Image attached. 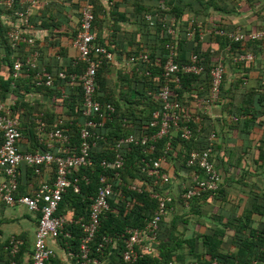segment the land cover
I'll return each mask as SVG.
<instances>
[{
    "label": "trees",
    "instance_id": "obj_1",
    "mask_svg": "<svg viewBox=\"0 0 264 264\" xmlns=\"http://www.w3.org/2000/svg\"><path fill=\"white\" fill-rule=\"evenodd\" d=\"M15 4L10 9L0 8V55L4 58L0 61V101H11L14 103L12 106L13 115L22 120L27 117L32 125L31 128L35 131V126L32 123L36 115H41L44 124L48 131L59 130L71 136V145L78 147L80 139V128L85 122L83 117V89L78 79L71 80V74L80 75L85 70V64L78 62L75 64L77 55L65 65L60 64V55L54 59L48 60L44 57V52L40 51L35 41L34 50L39 52L38 66L36 69H25L21 76L18 78L13 77V61L20 57L25 60L33 50L32 47L19 42L13 47L11 40L8 38V32L17 27L18 19L14 16L15 10L20 8L19 1L15 0ZM264 1V0H263ZM262 0H132L131 4L134 8L131 14L135 17V23L138 25V35L141 37L137 42L138 49L136 52L130 53L125 51L126 64L129 63V58L132 55L145 53L148 55V60L132 64V68L117 81L121 82L122 90L118 93L109 84V76L113 71V66L119 62L117 50H112L113 47H119L120 44L112 43L107 44L104 41L102 34L96 33V28L102 30L105 16L104 8L96 4V0L91 1L92 10L94 13V21L92 23L93 33L96 37V42L99 45L105 46L114 54V60L110 62H103L97 65L96 72V93L95 98L100 102L112 103L116 108V113L112 121L107 122L101 130L102 139L97 141L96 146L91 150L92 166L88 168L80 167L73 172V177L86 176L88 182H80V192L75 193L72 188H69L64 194L63 199L59 203L56 214L79 221L80 219L88 220L90 213V206L92 199L96 196L97 189L100 183V177L103 174L110 173L105 171L101 166L103 159H112L113 154L111 148L114 142L118 139L125 138L131 134L141 136L145 134L152 135L158 131V127H151L153 120V113L160 108V103L157 99V94L162 84V71L163 66L168 56L167 44H172L175 47V53L178 62H188L189 57L193 54H202L205 57L207 64L206 72L198 75H183L180 81V88L176 90L178 94L177 100L182 105V110L194 114H199L202 123H192L190 126L193 129L192 135L189 139H184L181 136L180 130L174 131L170 136L163 137L155 143V150L152 154H147V151L142 146L130 145L129 150L124 148V155L126 162L124 169L121 170V179L123 184L115 185L116 195L109 201V209L101 216L100 227L95 234L94 240L90 244V257L99 258L101 264H211L212 261L217 260V264H264V227L258 230L253 227L254 221L251 219L252 215L258 214L264 217V198H254L250 209L245 208L243 216L231 219L227 223L221 224L220 227L212 228L208 233H197L194 237L188 239L184 237L185 229L178 232V222L180 217L174 214L173 218L166 222V219L161 221L160 231L157 237V243H153L150 251H142L136 248L138 252V259L135 262L123 261V252L125 251L124 239L126 238V230L129 228H143L153 215L157 200L150 196L148 191L142 193L128 189L129 185H137L139 187L148 189L159 190L157 186H153L150 179L144 178L141 173V160L152 159L157 160L164 156L166 159L162 163V167L166 164H173L177 169L175 176H179L181 171L186 165V158L193 150H201L207 145V138L209 133V126L203 125L205 116L201 109V100L208 97L211 88V79L208 74L211 64L216 63V54L210 48L203 51L201 48L206 43L217 42L221 47L229 45L233 53H252L255 57L251 62H242L240 64L244 69L252 68L264 63V54L262 47L264 39H255L254 41H240L234 42L228 36H220L213 33L214 30L221 29L225 32H236L235 25H220L213 27L209 24L215 14H241L250 12L248 18L250 25L241 26L240 32L254 33L264 31V4ZM82 0H78L76 5L80 9L81 14ZM112 2V0H111ZM128 2V0H127ZM130 3V2H129ZM113 4L115 2L113 1ZM261 5V6H260ZM119 7L120 3H116ZM246 6L247 9H242ZM157 13L170 19L175 17L176 27L179 33L174 37L167 33V22H158V18L154 19L153 24L146 20L147 15L155 16ZM105 15L104 18L101 15ZM31 17V22L33 20ZM52 16V15H51ZM215 17V16H214ZM54 17H50L51 26L57 29V22H54ZM125 19H122L123 21ZM49 22V25H50ZM118 19H113V27L117 24ZM207 25V26H206ZM211 25V26H210ZM80 28V19L78 28L72 34L71 38L74 41L78 35ZM189 28L195 29V34L192 37H187V30ZM209 37L200 39V33L204 34L210 30ZM30 32V31H29ZM32 36V35H31ZM33 37V36H32ZM34 38V37H33ZM35 39V38H34ZM213 41V42H212ZM115 49V48H113ZM130 64V63H129ZM52 66H58L56 72L53 71ZM52 67V68H51ZM41 68H45L46 74H56L58 71H63L67 74L65 80H54V84L50 87L45 84H38L34 80L35 74ZM247 75H243L238 81L230 87L234 88L238 84H244ZM226 71L224 73L223 83L221 85V99L229 96L226 91ZM124 86L127 90H124ZM233 86V87H232ZM35 90L40 95L48 97L49 102L43 103L39 101H31L29 96ZM63 92V97L61 92ZM257 91V89L255 90ZM254 89L246 95L243 107L235 114L236 121H233L234 128H240L245 133H250L251 129L255 128L257 123L264 127V92L256 93ZM133 93L135 96H133ZM260 93V94H259ZM221 101V100H220ZM228 104H226L227 106ZM225 106V107H226ZM236 109V108H235ZM201 126V127H200ZM259 126V125H258ZM22 133V127H20ZM36 132V131H35ZM247 139V138H246ZM264 139V138H263ZM264 140L260 141V146L257 148L260 153V159H264V149L262 144ZM38 141H36L37 143ZM170 143V148L167 150L166 146ZM39 144V142H38ZM40 146V145H39ZM251 145H249L250 147ZM261 147V148H260ZM219 148V147H218ZM41 150H47L46 146L41 145ZM56 149V148H55ZM217 149V144L214 152ZM54 150V149H53ZM241 162L238 161V164ZM20 166L19 171V188L17 196L30 194L31 191H25L22 186V173L29 180L34 176L33 169L23 164ZM217 168V165H216ZM50 170L55 177L54 166L44 168ZM164 170V169H163ZM218 170V168H217ZM219 171V170H218ZM221 174V173H220ZM4 175V174H3ZM173 176V178L175 177ZM231 178H224L223 184L225 187H232L233 183ZM54 180V178H53ZM148 182L145 184L144 182ZM51 183V182H50ZM221 185V186H222ZM36 186V183H35ZM223 190L220 189L215 193H205L200 198H195L191 201L189 209L183 203L181 194L174 197L172 194L173 202L169 206L180 205L185 211H190L203 216L202 209L197 204L200 201L222 200ZM224 201V199H223ZM1 202V201H0ZM3 203V202H2ZM248 204V203H247ZM15 206V205H14ZM173 213V211H172ZM40 214V213H39ZM41 216V215H40ZM39 216V218H40ZM186 221V220H185ZM184 221V222H185ZM3 221H0V226ZM226 224V225H225ZM241 225V232L235 231L230 234L229 231L233 230L231 227ZM248 229L249 233L243 232ZM1 232V230H0ZM65 232H69V236H60L58 243L62 249L67 253L72 252L76 255L79 254L80 243L83 237V231L78 223H72L66 227ZM13 237V236H12ZM23 241L15 260L18 264L23 262V257L26 253L32 255L30 246L22 236H15ZM103 237H111L113 241L103 246V255L98 251L100 244H104ZM11 238V237H10ZM235 241L238 245V252L234 253L226 249L227 244ZM10 240V239H9ZM9 240L0 244V264H8L11 260L9 252L5 250ZM148 245L152 243L147 241ZM199 243H201L199 245ZM186 245L188 251H183ZM225 247L224 249H221ZM101 250V251H102ZM30 255V256H31ZM73 260L77 263L78 258L74 257ZM31 263V260H30ZM47 264H61L58 257L51 258Z\"/></svg>",
    "mask_w": 264,
    "mask_h": 264
},
{
    "label": "built area",
    "instance_id": "obj_2",
    "mask_svg": "<svg viewBox=\"0 0 264 264\" xmlns=\"http://www.w3.org/2000/svg\"><path fill=\"white\" fill-rule=\"evenodd\" d=\"M82 9L80 14V28L78 35L74 41V46L78 50L75 64L82 62L85 64V70L80 74H71V80L78 79L83 89V117L86 119L79 132V145L73 147L71 145V136L59 130L48 131L43 122L41 115H36L32 123L41 145L46 146L47 150H37L35 152H22L19 149L18 142L22 138L19 128L20 121L18 117L13 115L11 101H0V171L4 174V180L0 183V201L5 205L14 206L21 205L30 213H40L37 229L34 236L33 250L30 264H47L51 258L55 257L54 249L48 244V239H58L60 236H69V232H65L66 227L73 222L80 224L83 237L80 243L79 254L72 252L67 253L69 259L78 258L76 264H101L99 258L90 257V244L94 240L95 234L100 227L101 216L109 209V201L116 195L115 185L117 182L123 184L121 179V170L124 169L126 157L124 148L129 150L130 145L142 146L146 149L147 154H152L155 150V143L163 137L170 136L174 131L180 130L181 137L189 139L192 135L191 124L202 123L198 114L183 111L182 105L177 100L178 94L176 90L180 88V81L183 75H198L207 70V62L202 54H193L189 57L188 62H178L175 53V47L167 44L169 51L162 71V84L157 94L160 108L156 110L152 117L151 127H158V131L152 135L145 134L135 136L131 134L125 138L118 139L111 148L112 159H103L101 166L110 175L103 174L100 177L99 187L96 196L92 199L88 220L80 219L75 221L66 219L61 215H57L56 211L59 203L63 199L64 194L69 188L75 193L80 192V182H88L86 176L73 177L74 170L83 167H91L92 158L91 150L96 146L97 141L102 139L101 130L104 125L113 120L116 108L112 103L100 102L96 100L95 93L97 65L103 62L114 60V54L105 46L96 42L93 33L92 23L94 21V13L91 6L92 0H82ZM15 0H0L1 9H10L14 6ZM20 8L15 10L14 16L18 19V25L8 32V38L11 40L13 47L19 42H24L33 48L28 57L23 60L17 57L13 61V77L21 76L25 69H36L38 66L39 52L34 50L35 39L28 33L32 29L31 17L35 10L41 7L40 0H20ZM157 13L155 16L147 15L146 19L151 23L158 18V22L164 23L169 21V25L165 27L167 33L176 36L179 33L176 27L175 17L170 19ZM155 23V22H154ZM195 29L187 30V37L194 36ZM216 35L228 36L234 42L254 41L255 39H264V31L254 33H243L240 29L236 32H225L221 29L214 30ZM200 39H204V33H200ZM228 46L227 50L230 51ZM264 54V45L262 47ZM252 53H237L235 60L237 62H251L254 59ZM4 58L0 55V61ZM148 55L140 53L132 55L129 63L134 64L140 61H147ZM224 58H220L216 63L211 64L208 74L211 79V88L208 97L201 100L202 109L215 105L221 100V85L224 79L225 63ZM67 74L58 71L56 74H46L45 68H41L36 72L34 80L38 84H45L50 87L54 84V80H65ZM201 125V124H200ZM201 127V126H200ZM1 138V136H0ZM217 133L211 132L207 138V145L201 150H193L186 158L185 167L179 171V177L183 174L190 175L188 181L181 185L182 200L187 209L195 198H200L205 193L217 192L223 179L220 172L216 168L213 158L214 148L217 144ZM170 148V143L166 146ZM58 148L59 151L54 153L53 149ZM165 157L162 156L157 160H141V173L144 178L150 179L153 186L160 188L159 190L148 189L129 185L128 189L142 193L148 191L153 199L157 200L156 209L150 220L143 228H129L126 230V238L123 240L125 251L123 252V261L135 262L138 259V250L150 251L160 231L161 221L165 220L169 212L173 211V206H169L173 201L172 193L167 188L173 184L178 176L172 175L170 169L162 167ZM25 164L33 169L36 186H33L30 194L17 196L19 188V171L20 166ZM54 166L55 177L49 183L45 180L43 169ZM164 169V170H163ZM173 176H175L173 178ZM148 184V182H144ZM180 188V190H181ZM179 190V191H180ZM104 244H100L98 251L103 255V246L111 243L113 238L103 237ZM147 241H151L148 245ZM23 241L11 237L5 250L9 252L11 260L8 264H18L15 260ZM103 249V250H102ZM102 250V251H101ZM264 250V246H263ZM173 264V263H168ZM211 264H217V260Z\"/></svg>",
    "mask_w": 264,
    "mask_h": 264
},
{
    "label": "crops",
    "instance_id": "obj_3",
    "mask_svg": "<svg viewBox=\"0 0 264 264\" xmlns=\"http://www.w3.org/2000/svg\"><path fill=\"white\" fill-rule=\"evenodd\" d=\"M41 7L34 12L33 20L31 22L32 29L28 32L35 38L37 47L40 51L44 52V57L48 60L54 59L57 55H60L61 61L59 65H65L72 61L77 55V49L74 46V38L72 40V34L77 30L80 19V9H78L76 3L78 0H40ZM113 1L115 4H113ZM132 0H96V4L104 8L106 16L102 30L96 28V33L102 34L104 41L107 44L116 43L120 44L119 47H111L112 50L117 51L119 62L113 66V71L109 76V85L114 88L118 93L122 90L121 82L117 81L118 77L123 76L128 70L132 68V64H126L125 51L130 53L136 52L138 46L136 45L141 38L138 35V25L135 23V17L133 13ZM263 1V0H262ZM120 3L117 7L116 3ZM130 2V3H129ZM264 1L262 2V5ZM261 6V5H260ZM242 9H247L243 6ZM52 15V16H51ZM152 15V14H151ZM250 12L241 14H215L212 20H209V24L213 27L223 23L224 25L233 24L237 29L241 26L250 25ZM50 17H54V22H57V29L51 26ZM118 19L117 24L113 27V19ZM122 19H125L121 21ZM147 20V19H146ZM148 21V20H147ZM50 22V25H49ZM55 22V23H56ZM149 22V21H148ZM210 25V26H211ZM207 26V25H206ZM211 29L204 34V41L209 37ZM214 33V28H213ZM215 34V33H214ZM206 38V40H205ZM213 42V41H212ZM221 47L217 42L206 43L202 46V50L206 51L207 48L216 54V61L222 57L224 58L226 71V91L234 83L238 81L243 75H247L244 84H238L236 87L231 88L228 91V97L221 99V101L215 105L208 106L206 109H202L205 120L203 125L209 126L208 135L215 131L217 133V149L214 152L213 158L217 165L222 179L231 178L233 183L232 187H225V184L221 186V193L223 194L222 200L200 201L197 204L201 207L203 216L200 217L190 211H185L179 204L174 205L173 213L169 212L166 218V222H169L174 214L180 217L178 222V232L185 229L184 237L192 238L197 233L205 234L210 229L220 227L219 220L223 223H227L228 219L238 218L243 216L246 207L250 209L251 204L254 203V198H264V159H260V153L257 148L260 146V141L264 140V127L257 123L255 128L251 129V132L245 133L240 128H234L233 121H236L235 114L239 111L240 107H243L244 99L246 95L254 89L256 93L259 91L264 92V63L260 61L259 65H256L249 69H244L240 66L242 62L235 60L237 53H233V50H227V47ZM115 48V49H113ZM190 57V56H187ZM245 63V62H244ZM248 63V62H247ZM58 66H52L53 71L59 68ZM51 67V68H52ZM232 83V84H231ZM233 87V86H232ZM124 90L127 87L124 86ZM63 92H61L63 97ZM260 94V93H259ZM29 99L31 101H39L48 103V97L40 95L35 90H32ZM226 104H228L226 106ZM226 106V107H225ZM236 108V109H235ZM199 115V114H198ZM20 127H22V138L18 142L19 149L22 152H35L40 149V142L34 129L31 128L30 121L27 117L20 119ZM259 125V126H258ZM0 140H2V133H0ZM247 138V139H246ZM36 141L38 142L36 143ZM264 143V141H263ZM40 145V146H39ZM249 145H251L249 147ZM219 147V148H218ZM261 148V147H260ZM262 150L264 144H262ZM54 153L59 151L58 148L53 150ZM241 162L238 164V161ZM23 164L21 168H23ZM166 167L170 169L171 173L175 174L177 169L173 164H166ZM173 174V175H174ZM22 173V186L25 187V191H31L35 186V175L29 180ZM44 178L47 182H52L54 174L50 170L43 171ZM190 175L183 174L178 176L167 189L171 191L174 197L177 198L179 190L184 182L188 181ZM4 180V175L0 171V183ZM224 199V201H223ZM248 203V204H247ZM39 213H30L27 209L21 205L8 206L0 202V221L3 224L0 226V244L7 242L12 236H22L26 243L30 246V251L33 250L34 236L38 225ZM251 219L254 221L253 227L260 230L264 227V217L258 214L252 215ZM186 220V221H185ZM185 221V222H184ZM226 225V224H225ZM222 227V226H221ZM230 234L242 233L241 225L231 227ZM234 232V233H233ZM243 232L249 233L248 229ZM226 246L227 250L234 253L238 252V245H235V241ZM48 244L54 249L58 260L61 264H76L74 260L69 259L66 252L62 249L58 240L53 238L48 239ZM201 243H199L200 245ZM188 247L184 245L183 251L187 252ZM225 247L221 248L224 249ZM31 254L26 253L23 257L21 264H30Z\"/></svg>",
    "mask_w": 264,
    "mask_h": 264
},
{
    "label": "rangeland",
    "instance_id": "obj_4",
    "mask_svg": "<svg viewBox=\"0 0 264 264\" xmlns=\"http://www.w3.org/2000/svg\"><path fill=\"white\" fill-rule=\"evenodd\" d=\"M133 96H135V94L133 93Z\"/></svg>",
    "mask_w": 264,
    "mask_h": 264
}]
</instances>
